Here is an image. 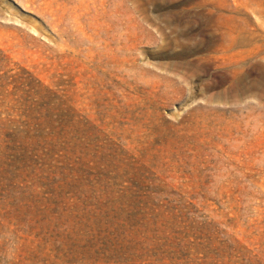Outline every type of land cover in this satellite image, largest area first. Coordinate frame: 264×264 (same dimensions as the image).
<instances>
[{"label": "rangeland", "instance_id": "1", "mask_svg": "<svg viewBox=\"0 0 264 264\" xmlns=\"http://www.w3.org/2000/svg\"><path fill=\"white\" fill-rule=\"evenodd\" d=\"M1 76L85 123L66 157L0 149V264H264V0H0ZM103 191L126 225H77Z\"/></svg>", "mask_w": 264, "mask_h": 264}, {"label": "trees", "instance_id": "2", "mask_svg": "<svg viewBox=\"0 0 264 264\" xmlns=\"http://www.w3.org/2000/svg\"><path fill=\"white\" fill-rule=\"evenodd\" d=\"M3 76L0 77V82ZM31 86V83L28 84ZM22 94H7L5 86L0 83V149L7 153L14 164L23 166L36 163L38 157L59 154L62 149H67L73 141L79 138V126L85 123V119L79 118L75 109L68 106L62 99H53L55 93L37 82L28 90L17 89ZM14 95L16 98L10 99ZM54 95V97H51ZM4 115V116H3ZM89 125L90 122H86ZM9 151V152H8ZM62 157V156H61ZM77 180V179H72ZM21 187V186H20ZM19 189V186L17 185ZM62 187H60L61 189ZM124 192H130L139 196L140 189L129 186ZM60 193V190L57 192ZM75 202L66 204L67 208L76 216V224L86 221L89 215L92 223L89 225H126L125 219L116 214L114 197L110 191L100 192L98 196L91 198L85 195L73 197ZM157 205L148 208V221L155 227L157 223L152 221L153 213ZM152 212V213H150ZM159 225L156 230L158 255L164 259L167 249L172 245L170 237L163 234Z\"/></svg>", "mask_w": 264, "mask_h": 264}]
</instances>
